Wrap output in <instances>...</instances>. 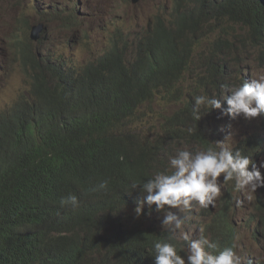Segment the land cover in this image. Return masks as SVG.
<instances>
[{"label": "trees", "instance_id": "1", "mask_svg": "<svg viewBox=\"0 0 264 264\" xmlns=\"http://www.w3.org/2000/svg\"><path fill=\"white\" fill-rule=\"evenodd\" d=\"M28 4L10 48L25 87L0 92V264L153 263V243L169 233L128 222V210L144 203L130 186L165 170L181 142L209 146L214 130L203 110L193 119L194 97L220 98L230 94L222 85L255 79L240 52L264 70V0H174L145 30H127L117 18L98 48L87 34L74 50L71 42L47 49L46 24L32 40L31 14L45 23L50 9ZM63 11L55 23L74 25L78 11ZM208 31L218 39L205 47ZM83 50L95 54L83 58ZM156 100L177 109L152 135L136 125ZM101 181L107 189L93 191ZM69 194L78 207H61ZM259 211L254 233L264 237Z\"/></svg>", "mask_w": 264, "mask_h": 264}, {"label": "clouds", "instance_id": "2", "mask_svg": "<svg viewBox=\"0 0 264 264\" xmlns=\"http://www.w3.org/2000/svg\"><path fill=\"white\" fill-rule=\"evenodd\" d=\"M221 87L230 94L194 97L193 119L199 121L203 110L214 130L207 134L209 146L181 142L165 170L130 186L133 190L139 187L144 203L163 212L161 227L169 233L167 239L153 243L154 262L149 264H264V237L254 233L259 210L264 212V77ZM219 112L223 118L217 120ZM239 120L244 130L236 142L231 133L224 140L218 138L221 128L227 129ZM209 137H215L213 143ZM107 187L108 182L101 181L93 191ZM241 192L247 193L246 206L251 212L235 227L233 219L245 205ZM60 204L74 209L79 200L69 194ZM195 210H201V216L206 213L207 223L193 238L186 225ZM141 211L142 205H138L136 214ZM241 227L247 232L245 237Z\"/></svg>", "mask_w": 264, "mask_h": 264}, {"label": "rangeland", "instance_id": "3", "mask_svg": "<svg viewBox=\"0 0 264 264\" xmlns=\"http://www.w3.org/2000/svg\"><path fill=\"white\" fill-rule=\"evenodd\" d=\"M31 1H34L40 7L50 9L49 15L45 16L47 20L45 23L33 22L37 17L34 13L31 14V18L29 19L31 28L40 24H46V30L49 32L44 36L46 40L44 44L49 50H60L67 46L69 42H71V49L74 50L76 49L75 41L85 40L87 33L91 35L94 44H96L98 48L100 46V38L106 32V28L110 27L112 24L111 22L115 21L117 18H126L127 30L133 28V31L138 33L145 30L147 22L151 17L163 13L165 9L170 10L174 4V0H149L136 6L132 5L130 2L131 0L129 3L126 2V0H0V92L4 95L13 96L25 87L24 73L21 67L15 64V59L10 48L11 41L17 36V30L21 28V26L16 23L17 18L22 13L20 6L21 8L27 7L29 5L28 3ZM76 5H78V7H76ZM67 9L70 10V12L75 10L78 11L76 14L78 17L77 22L74 25L55 23L56 19H59V17L55 18L56 13ZM243 34L244 32L239 30L238 35ZM206 37H208V39L205 43H208L204 45L205 47L214 43V41L218 39V34H212V32L208 31ZM81 54L83 58H89L94 56L95 53L89 50H83ZM238 57L241 62L240 65L248 69L247 71L251 72L255 79L264 77V70H261L256 63L254 64L253 59H248L244 51L240 52ZM197 62L193 66L194 69L198 67ZM240 69V67L233 68L230 74H236L240 72ZM198 71L202 70L198 69ZM201 73L202 72L199 74ZM212 93H215L214 88H212ZM216 95L217 94L214 96ZM0 100L4 99L0 97ZM222 103L224 102L222 101ZM176 109L177 106L175 105L160 104L159 101L156 100L154 103L146 105V108L143 110V115L138 120L136 126H139L142 122V127L145 132L150 131L152 135L156 134L159 124L162 122L161 118L169 117ZM157 114L159 115L157 116ZM222 118L223 116L219 112L215 119L218 120ZM236 124H239L238 128H234ZM243 130V125L239 120L232 123L227 129L221 128L218 138L222 137L224 140L225 136L231 133L232 139L236 142V138L241 136ZM209 138L211 143H213L215 137ZM173 155H175L174 150ZM240 196L241 202H244L245 205L233 219L236 222L235 227L244 223L251 212L246 206L249 200L247 193L241 192ZM135 208L136 207L133 206L128 210V215L130 216V221L128 222H142L145 226L151 224L161 226L163 212H157L155 210V205L149 206L143 203L140 215L136 214ZM206 218V213L201 216V210L194 211L192 222L189 221L186 225V230L189 226L188 230L192 232L193 238L199 235L200 230L203 229V223H207ZM203 219L206 220L203 221ZM241 229L245 237L247 232L245 228L241 227ZM245 245L251 249V244L246 242Z\"/></svg>", "mask_w": 264, "mask_h": 264}, {"label": "water", "instance_id": "4", "mask_svg": "<svg viewBox=\"0 0 264 264\" xmlns=\"http://www.w3.org/2000/svg\"><path fill=\"white\" fill-rule=\"evenodd\" d=\"M133 6L139 5L140 3L149 1V0H131ZM44 30V25H38L32 28L31 30V38L34 41H39L41 38V33Z\"/></svg>", "mask_w": 264, "mask_h": 264}, {"label": "bare ground", "instance_id": "5", "mask_svg": "<svg viewBox=\"0 0 264 264\" xmlns=\"http://www.w3.org/2000/svg\"><path fill=\"white\" fill-rule=\"evenodd\" d=\"M122 1H123V0H122ZM124 1H125V0H124ZM122 4H124V3H122ZM111 23H112V22H111ZM109 25H110V24H109ZM109 25H108V26H109ZM108 28H109V27L106 28L107 31L109 30ZM106 30H105V31H106ZM109 31H110V30H109ZM91 32H92V31H91ZM87 34H88V33H87ZM105 45H106V44H105ZM105 45H104V46H105ZM105 48H106V47H105ZM223 95H227V93H223ZM80 96H81V95H80ZM226 107H227V105H226ZM102 197H103V196H102ZM105 198H107V197H105ZM98 200H99V199H98ZM105 200H106V199H105ZM100 201H101V199H100ZM100 201H99V202H100ZM98 204H99V203H98ZM215 205H216V203H215ZM62 214H63V213H62ZM254 261H255L254 263H257L256 260H254Z\"/></svg>", "mask_w": 264, "mask_h": 264}]
</instances>
